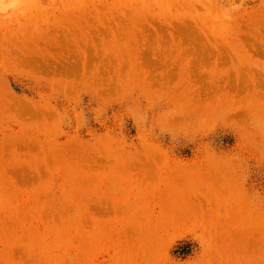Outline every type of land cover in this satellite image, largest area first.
<instances>
[{
    "label": "rangeland",
    "instance_id": "1",
    "mask_svg": "<svg viewBox=\"0 0 264 264\" xmlns=\"http://www.w3.org/2000/svg\"><path fill=\"white\" fill-rule=\"evenodd\" d=\"M240 4L0 20V264H264V0Z\"/></svg>",
    "mask_w": 264,
    "mask_h": 264
},
{
    "label": "clouds",
    "instance_id": "2",
    "mask_svg": "<svg viewBox=\"0 0 264 264\" xmlns=\"http://www.w3.org/2000/svg\"><path fill=\"white\" fill-rule=\"evenodd\" d=\"M31 0H0V20L10 19L13 12L23 13L24 5H27ZM244 0H241V4L237 5L233 11H238L240 7L243 6ZM225 19H230V17H225Z\"/></svg>",
    "mask_w": 264,
    "mask_h": 264
}]
</instances>
